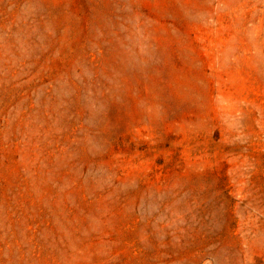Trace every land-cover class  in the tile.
Listing matches in <instances>:
<instances>
[{
  "label": "rangeland",
  "instance_id": "1",
  "mask_svg": "<svg viewBox=\"0 0 264 264\" xmlns=\"http://www.w3.org/2000/svg\"><path fill=\"white\" fill-rule=\"evenodd\" d=\"M0 264H264V0H0Z\"/></svg>",
  "mask_w": 264,
  "mask_h": 264
}]
</instances>
